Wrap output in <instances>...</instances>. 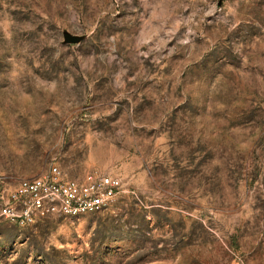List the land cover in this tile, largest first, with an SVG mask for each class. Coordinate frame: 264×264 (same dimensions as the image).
<instances>
[{
    "label": "rangeland",
    "instance_id": "rangeland-1",
    "mask_svg": "<svg viewBox=\"0 0 264 264\" xmlns=\"http://www.w3.org/2000/svg\"><path fill=\"white\" fill-rule=\"evenodd\" d=\"M51 162L121 190L0 264H264V0H0V191Z\"/></svg>",
    "mask_w": 264,
    "mask_h": 264
},
{
    "label": "built area",
    "instance_id": "built-area-1",
    "mask_svg": "<svg viewBox=\"0 0 264 264\" xmlns=\"http://www.w3.org/2000/svg\"><path fill=\"white\" fill-rule=\"evenodd\" d=\"M121 185L118 176L97 170L71 177L51 162L42 173L22 177L0 191V216L27 224L42 212L67 216L93 212L111 203Z\"/></svg>",
    "mask_w": 264,
    "mask_h": 264
},
{
    "label": "water",
    "instance_id": "water-1",
    "mask_svg": "<svg viewBox=\"0 0 264 264\" xmlns=\"http://www.w3.org/2000/svg\"><path fill=\"white\" fill-rule=\"evenodd\" d=\"M65 39L67 41H76L77 40V37L76 36H71V35H65Z\"/></svg>",
    "mask_w": 264,
    "mask_h": 264
}]
</instances>
